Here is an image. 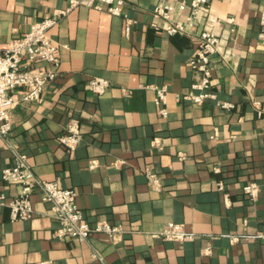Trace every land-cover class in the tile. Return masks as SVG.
Listing matches in <instances>:
<instances>
[{"label": "crops", "instance_id": "crops-1", "mask_svg": "<svg viewBox=\"0 0 264 264\" xmlns=\"http://www.w3.org/2000/svg\"><path fill=\"white\" fill-rule=\"evenodd\" d=\"M69 1L0 0V48ZM122 1V16L78 6L49 31L58 74L41 104L8 110L12 128L0 139V193L7 202L19 194L1 175L14 152L21 153L39 180H58L75 192L84 222L107 221L124 235L58 238L50 206L35 192L36 214L26 221L10 220L0 206V264H264L261 1L210 0L185 35H169V23L154 18L159 0ZM189 1L185 7L173 2L171 22H187ZM126 19L132 21L128 35ZM201 32L218 39L209 60L217 99L193 105L176 95L197 80L190 60ZM32 67L50 70L43 63ZM95 77L110 83L102 95L88 89ZM160 87L166 117L154 104L153 88ZM228 102L233 108L221 109ZM72 120L82 135L73 152L58 142ZM148 170L158 176V190ZM250 183L258 186L254 200L242 192ZM167 223L182 224L192 238L162 239Z\"/></svg>", "mask_w": 264, "mask_h": 264}, {"label": "built area", "instance_id": "built-area-1", "mask_svg": "<svg viewBox=\"0 0 264 264\" xmlns=\"http://www.w3.org/2000/svg\"><path fill=\"white\" fill-rule=\"evenodd\" d=\"M188 0H159L153 9V16L169 23L166 32L169 35H185L187 29L192 28L195 19L208 5L210 0H190V15L184 24L181 21L171 22L174 14L173 2H177L180 7H185ZM261 1V12L259 15L258 39H264V0ZM78 6L94 8L97 11H104L112 16H122V0H70L66 9H56L49 18H43L33 23L23 32L22 36L13 38L6 47L0 48V139L8 137L12 128L8 110L24 102L41 104L42 94L48 82L57 77L59 60L56 55L57 49L51 41L50 30L56 27L59 20L66 16L68 12ZM211 22H214L212 19ZM228 23L232 20L228 19ZM132 21L125 20V34L131 32ZM196 48L190 60V66L196 74V81L185 94H177L179 100L190 102L191 104L203 105L206 102L215 101L217 95L211 88L210 57L218 51V39L211 32H201L196 38ZM40 63L50 67V70L35 71L32 66ZM110 83L100 77L92 78L89 81L88 89L91 93L102 95ZM22 89L19 98H14L10 92ZM155 92L154 104L160 108L159 114L166 117V110L162 106L165 101V88H153ZM125 92V91H124ZM221 109L228 111L233 108L232 103L220 104ZM257 118L264 123L263 111L257 110ZM82 135L79 132V122L72 120L66 129V134L58 138V142L68 151L74 149L81 141ZM146 178L151 186L158 190L161 182L156 174L151 171L146 172ZM1 179L6 184L19 186V194L6 201L5 195L0 193V206H5L9 210V219L12 221H26L36 211L31 203V196L37 192L42 203L50 206L51 217L58 223L55 236L74 237L80 241L87 242L92 234H105L112 240H120L124 235L123 228L111 226L107 221H95L90 225L83 221L79 212L75 192L64 188L58 180L41 181L33 174L27 164V157L21 153L14 152V163L9 168L2 171ZM218 190H223L222 182L217 183ZM242 192L245 196L254 200L257 198L258 186L247 184ZM162 239L181 243L190 240L192 237L184 232L182 224L167 223L161 232ZM264 245V235L260 236ZM97 255L94 256L96 258Z\"/></svg>", "mask_w": 264, "mask_h": 264}]
</instances>
